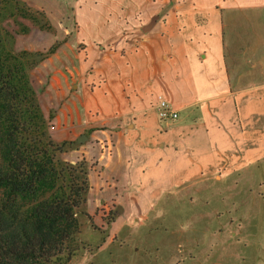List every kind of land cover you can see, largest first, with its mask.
<instances>
[{"label": "crops", "instance_id": "0c3cea01", "mask_svg": "<svg viewBox=\"0 0 264 264\" xmlns=\"http://www.w3.org/2000/svg\"><path fill=\"white\" fill-rule=\"evenodd\" d=\"M99 4L80 32L85 55L73 38L42 60L45 98L38 94L53 138L76 144L65 157L89 161L92 220L112 212L119 232L185 186L210 199L216 184L240 190L264 170V0ZM157 95L177 118H158ZM64 101L71 123H62ZM231 222L208 231L239 236Z\"/></svg>", "mask_w": 264, "mask_h": 264}, {"label": "trees", "instance_id": "16d2710c", "mask_svg": "<svg viewBox=\"0 0 264 264\" xmlns=\"http://www.w3.org/2000/svg\"><path fill=\"white\" fill-rule=\"evenodd\" d=\"M49 28L45 12L25 0H0V264H67L86 249L79 237L92 219L90 164L65 157L75 142L53 138V114L31 77L59 43L16 48V34Z\"/></svg>", "mask_w": 264, "mask_h": 264}, {"label": "rangeland", "instance_id": "374dc122", "mask_svg": "<svg viewBox=\"0 0 264 264\" xmlns=\"http://www.w3.org/2000/svg\"><path fill=\"white\" fill-rule=\"evenodd\" d=\"M25 1L45 12L50 28L48 32L31 29L27 35L16 34V48L44 51L54 42L59 47L75 38L76 49L85 55L80 32L89 19L95 21L93 9L101 8L102 0ZM4 26L15 30L10 20L4 21ZM82 63L80 59L79 65ZM40 64L31 71V77L44 99L45 67ZM81 81H87L86 77ZM70 107L69 102H63L62 123L75 119V113H68ZM255 171L240 182V190L230 192L221 183L216 184V194L210 199L207 191L196 193L195 184L185 186L178 200L164 199L146 219L126 225L119 232L114 231L119 227L117 223H108L111 213L100 212L96 221L85 218L79 239L86 249L78 251L67 264H264V170ZM230 193L232 197L222 200L220 194ZM214 210L221 211V216L208 223ZM225 221H232L233 232L240 229L239 236L208 231L218 226L225 229Z\"/></svg>", "mask_w": 264, "mask_h": 264}, {"label": "built area", "instance_id": "2783aa9c", "mask_svg": "<svg viewBox=\"0 0 264 264\" xmlns=\"http://www.w3.org/2000/svg\"><path fill=\"white\" fill-rule=\"evenodd\" d=\"M156 111L159 119L170 121L177 118L178 113L174 110L171 104L161 95H157Z\"/></svg>", "mask_w": 264, "mask_h": 264}, {"label": "water", "instance_id": "95a60500", "mask_svg": "<svg viewBox=\"0 0 264 264\" xmlns=\"http://www.w3.org/2000/svg\"><path fill=\"white\" fill-rule=\"evenodd\" d=\"M86 139V136L84 135V134H82L81 136H80V138H78L77 140H76V142H82V141H84Z\"/></svg>", "mask_w": 264, "mask_h": 264}]
</instances>
